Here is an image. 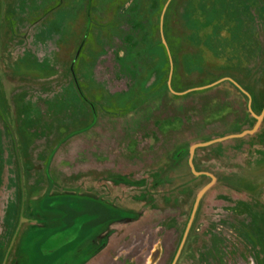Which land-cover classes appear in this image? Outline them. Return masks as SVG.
I'll return each mask as SVG.
<instances>
[{"label":"rangeland","instance_id":"1","mask_svg":"<svg viewBox=\"0 0 264 264\" xmlns=\"http://www.w3.org/2000/svg\"><path fill=\"white\" fill-rule=\"evenodd\" d=\"M224 78L259 116L264 0H0V264H264V120L189 164Z\"/></svg>","mask_w":264,"mask_h":264},{"label":"water","instance_id":"2","mask_svg":"<svg viewBox=\"0 0 264 264\" xmlns=\"http://www.w3.org/2000/svg\"><path fill=\"white\" fill-rule=\"evenodd\" d=\"M223 81H230V82H232V83H234V84H236L242 91H244V93L246 94V95H248V97H249V109H250V112L257 118V120H258V126H256L253 130H247V131H244L242 134H237V135H231V136H227V137H224V138H219V139H216V140H213V141H211V142H208V143H202V144H197V145H195V146H193L192 148H191V157H190V160H189V164H190V166H191V168H192V170H193V172H194V174L195 175H197V176H199V175H203V174H206V173H200V172H196L195 171V168H194V162H193V156H194V153H195V151H196V149H198V148H200V147H206V146H209V145H213V144H215V143H219V142H222V141H224V140H227V139H231V138H241V137H244V136H246V135H252V134H255L256 132H257V130H258V127L259 126H261L260 125V123L264 120V109H263V111H262V113L259 115V116H257L254 112H253V108H252V96L248 93V91H245L244 89H242V87H240L239 86V84H237L233 79H231V78H224V79H222L221 81H218V82H216V83H214V84H212V85H210V86H206V87H204V88H199V89H206V88H210V87H213V86H215V85H217V84H219V83H221V82H223ZM199 89H194V90H189V91H187V92H184V93H182V94H187L188 92H191V91H195V90H199ZM211 177H212V179H214L213 181H215V177L214 176H212V175H210ZM210 186H208L207 188H205L204 190H203V192L200 194V196L198 197L199 199L201 198V196L203 195V193L209 188ZM23 219V218H22ZM191 223H192V219H191V222H190V224H189V226H188V229H187V232H186V235H185V238H186V236H187V234H188V231H189V229H190V226H191ZM185 238H184V241H185ZM11 249V248H10ZM182 250V249H181ZM180 250V251H181ZM10 251V250H9ZM162 248L160 247V248H158V250L157 251H154L153 252V254H152V256H151V259H150V264H157L159 261H160V259L162 258ZM180 251H179V253H178V255L180 254ZM178 257V256H177Z\"/></svg>","mask_w":264,"mask_h":264},{"label":"flooded vegetation","instance_id":"3","mask_svg":"<svg viewBox=\"0 0 264 264\" xmlns=\"http://www.w3.org/2000/svg\"><path fill=\"white\" fill-rule=\"evenodd\" d=\"M122 250H123L122 247H119V248L116 249L115 255H114L113 259H112V262L114 264H119V262L121 261V259H122L121 252H123ZM9 253H10V251H9Z\"/></svg>","mask_w":264,"mask_h":264},{"label":"trees","instance_id":"4","mask_svg":"<svg viewBox=\"0 0 264 264\" xmlns=\"http://www.w3.org/2000/svg\"><path fill=\"white\" fill-rule=\"evenodd\" d=\"M249 94L252 96V94H251V92H249ZM254 99H253V96H252V108H253V112L255 111L254 109ZM124 179L125 178H119V177H116V179L114 178V180L117 182V183H123L124 182ZM126 180V179H125ZM126 183H128V182H126Z\"/></svg>","mask_w":264,"mask_h":264}]
</instances>
